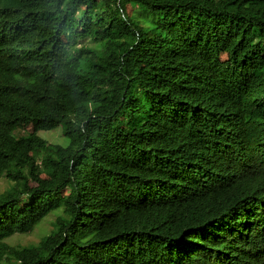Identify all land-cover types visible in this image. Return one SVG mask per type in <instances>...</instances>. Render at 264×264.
<instances>
[{
    "label": "trees",
    "instance_id": "16d2710c",
    "mask_svg": "<svg viewBox=\"0 0 264 264\" xmlns=\"http://www.w3.org/2000/svg\"><path fill=\"white\" fill-rule=\"evenodd\" d=\"M1 177L0 264H264V0H0Z\"/></svg>",
    "mask_w": 264,
    "mask_h": 264
},
{
    "label": "rangeland",
    "instance_id": "374dc122",
    "mask_svg": "<svg viewBox=\"0 0 264 264\" xmlns=\"http://www.w3.org/2000/svg\"><path fill=\"white\" fill-rule=\"evenodd\" d=\"M125 14L128 16L134 17L136 19H143L144 13L139 8H131L126 6ZM83 44H87L89 46H94V43L87 40L84 41ZM28 128H25L26 132ZM41 138H43L48 143H57L61 145L66 144V139L63 137L61 133V129L58 127L52 131H40L38 134ZM10 183L4 178H0V193L3 192L6 188H8ZM65 193L63 194V196ZM57 213L50 212L47 214L40 222H38L31 231L24 234H13L10 237L5 239V242L10 246H21L27 244H35L39 241V239L46 235L52 228V223L57 216Z\"/></svg>",
    "mask_w": 264,
    "mask_h": 264
}]
</instances>
